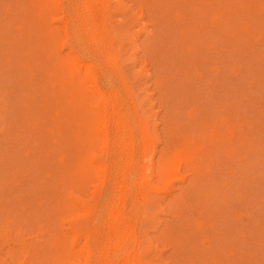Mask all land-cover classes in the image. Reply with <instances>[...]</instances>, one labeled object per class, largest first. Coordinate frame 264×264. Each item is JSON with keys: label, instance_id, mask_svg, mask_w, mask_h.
<instances>
[{"label": "rangeland", "instance_id": "obj_1", "mask_svg": "<svg viewBox=\"0 0 264 264\" xmlns=\"http://www.w3.org/2000/svg\"><path fill=\"white\" fill-rule=\"evenodd\" d=\"M199 1L222 13L217 21L212 13H191L180 51L172 26L146 18L147 33L155 27L150 38L146 31L122 43L113 38L114 64L110 55L78 51L92 65L88 74L78 67V75L88 90L93 81L122 103L137 127L135 171L142 168L152 187L165 186L157 176L165 155L187 145L202 156L208 204L205 213L193 211L190 231L170 229L185 220L177 195L197 186L184 164L169 192L155 189L126 202V215L138 213L132 222L141 264H264V0ZM31 3L0 0V264H56L53 241L74 219L89 217L60 161L59 88L34 39ZM61 8L60 16L65 1ZM140 126L151 139L145 156ZM135 171L128 175L132 184ZM92 192L84 196L90 210L97 204ZM150 194L161 198L162 208H154ZM109 202L106 194L94 211L104 227ZM121 256L112 255L111 263L121 264Z\"/></svg>", "mask_w": 264, "mask_h": 264}, {"label": "bare ground", "instance_id": "obj_2", "mask_svg": "<svg viewBox=\"0 0 264 264\" xmlns=\"http://www.w3.org/2000/svg\"><path fill=\"white\" fill-rule=\"evenodd\" d=\"M62 1H65L66 13L60 16ZM202 5L199 0H32L31 11L36 17L34 39L48 60L59 88L64 121V151L60 161L78 189L79 209L89 214L82 222L74 219L70 222L69 232L53 241L51 248L56 264H112V255L116 253H122L121 264H141L140 243L132 222L138 213L132 210V214L126 215V202L131 198L134 203L138 197L155 189L169 192L182 164L188 167L194 176L192 183L197 186L177 195L175 206L185 220L178 221L170 229L190 231L193 213L199 209L201 214L205 213L208 200L200 185L202 156L187 145H183L185 147L173 157L165 155L157 173L165 186L160 189L152 187L142 168L135 171L136 125L122 112V103L115 94L99 89L93 81H89L91 90L86 88V82L78 75V67H83L88 74L92 65L85 64L77 54L80 51L93 57L110 55L114 64L116 60L111 56L113 38L122 43L142 31H146L145 38H150L155 27L147 33V26L143 23L146 18L157 22L161 19L172 26L176 49L180 51L188 41L191 13L204 17L212 13L214 21L222 13L219 8L211 6L204 10ZM136 27L139 29L134 33ZM64 40L70 45L69 51L63 55ZM139 131L140 152L145 156L151 139L144 126H140ZM134 171L137 178L132 184L128 175ZM90 187H93L97 204L106 194L109 195L111 208L105 218V227L94 214L97 204L90 210L84 199ZM169 195L172 197V193ZM150 197L155 200L154 208L163 207L160 197Z\"/></svg>", "mask_w": 264, "mask_h": 264}]
</instances>
